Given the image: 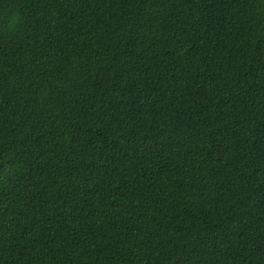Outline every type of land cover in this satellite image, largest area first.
<instances>
[{
  "label": "trees",
  "instance_id": "1",
  "mask_svg": "<svg viewBox=\"0 0 264 264\" xmlns=\"http://www.w3.org/2000/svg\"><path fill=\"white\" fill-rule=\"evenodd\" d=\"M0 264H264V0H0Z\"/></svg>",
  "mask_w": 264,
  "mask_h": 264
}]
</instances>
